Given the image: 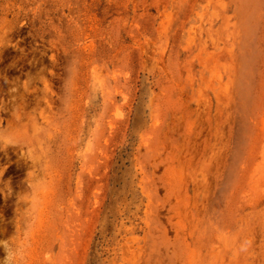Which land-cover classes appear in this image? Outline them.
<instances>
[{
	"label": "rangeland",
	"instance_id": "1",
	"mask_svg": "<svg viewBox=\"0 0 264 264\" xmlns=\"http://www.w3.org/2000/svg\"><path fill=\"white\" fill-rule=\"evenodd\" d=\"M0 264H264V0H0Z\"/></svg>",
	"mask_w": 264,
	"mask_h": 264
}]
</instances>
